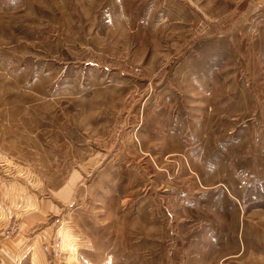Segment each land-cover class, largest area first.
<instances>
[{
	"label": "rangeland",
	"instance_id": "374dc122",
	"mask_svg": "<svg viewBox=\"0 0 264 264\" xmlns=\"http://www.w3.org/2000/svg\"><path fill=\"white\" fill-rule=\"evenodd\" d=\"M1 172L66 264H264V0H0Z\"/></svg>",
	"mask_w": 264,
	"mask_h": 264
},
{
	"label": "crops",
	"instance_id": "0c3cea01",
	"mask_svg": "<svg viewBox=\"0 0 264 264\" xmlns=\"http://www.w3.org/2000/svg\"><path fill=\"white\" fill-rule=\"evenodd\" d=\"M78 175L44 190L36 174L0 173V264H49L41 246L51 239L55 218L70 204L81 178ZM12 224L17 231L8 238L5 234Z\"/></svg>",
	"mask_w": 264,
	"mask_h": 264
},
{
	"label": "built area",
	"instance_id": "2783aa9c",
	"mask_svg": "<svg viewBox=\"0 0 264 264\" xmlns=\"http://www.w3.org/2000/svg\"><path fill=\"white\" fill-rule=\"evenodd\" d=\"M62 227H59L55 230V233L52 235L49 242L42 244L41 250L45 257L48 259L49 263L54 264H62V260L64 257V252L62 248L63 240L60 237L59 230ZM17 231V226L12 224L7 230L5 236L11 237Z\"/></svg>",
	"mask_w": 264,
	"mask_h": 264
}]
</instances>
